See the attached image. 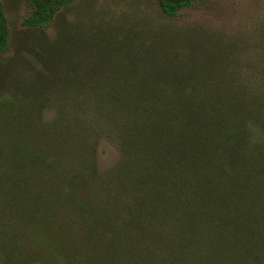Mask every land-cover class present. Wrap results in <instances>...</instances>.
<instances>
[{
    "label": "rangeland",
    "instance_id": "obj_1",
    "mask_svg": "<svg viewBox=\"0 0 264 264\" xmlns=\"http://www.w3.org/2000/svg\"><path fill=\"white\" fill-rule=\"evenodd\" d=\"M0 4V264H142V254L162 264L157 234L179 201L166 179L206 176L186 169L202 142L184 114H141L120 97L143 81L166 96L175 88L183 98L176 88L186 87L193 102L213 99L214 75L229 70L241 77L237 96L256 97L243 84L264 91V0H196L175 19L155 0H73L46 30L20 25L22 0ZM159 115L175 127L158 129ZM251 181V194L235 193L241 209L264 202V176ZM152 185L166 196L150 206Z\"/></svg>",
    "mask_w": 264,
    "mask_h": 264
},
{
    "label": "trees",
    "instance_id": "obj_2",
    "mask_svg": "<svg viewBox=\"0 0 264 264\" xmlns=\"http://www.w3.org/2000/svg\"><path fill=\"white\" fill-rule=\"evenodd\" d=\"M72 1L22 0L26 14L20 19V25L46 30L53 23L56 13ZM195 1L155 0V3L164 17L175 19L179 10ZM7 46L8 27L0 4V53ZM241 55L248 56L245 52ZM237 60L236 64L244 61L242 56L241 61ZM206 66L209 67L205 64L203 68ZM214 76L218 80L215 83L218 92L212 95L213 99L205 93H196L197 100L193 102L191 90H186V87L176 88V92H183V98L179 99L175 88L173 95L166 96L160 94L156 83L150 85L141 81L130 87L129 94L119 100L125 105H132L141 114L149 109L155 113L165 109L184 114L191 126L189 134L192 139L196 144L202 142L201 153L193 152L195 159L186 161V169L191 172L196 164L208 175L204 174L206 176L199 179L188 174V177L180 175L166 179L175 188V192L171 193L179 201L170 203L169 209L166 208L175 222L161 236L157 234L159 242L165 246V255L159 258L162 264H264V202H246L241 209V201L235 194L240 189V195L251 194L254 190L251 187L252 177L264 176V91L259 88V83L247 81L243 88L256 97H238L237 92L242 87L240 76L237 78L232 70ZM200 107H203L205 116L195 114L194 108ZM158 120V129L164 128V125L175 127L165 117L159 115ZM182 137L187 140V134H182ZM184 147L185 144L179 143L180 149ZM138 169L141 170L140 167ZM137 176L145 177L142 174ZM223 177L231 185L229 193L223 189ZM191 182L194 188L186 189ZM197 182L201 186L199 189L195 187ZM257 188L258 193H264V189ZM145 191L148 192L150 206L152 200L166 196L160 192V197L153 185ZM148 248L143 246L145 251ZM141 263L151 264L147 254H142Z\"/></svg>",
    "mask_w": 264,
    "mask_h": 264
}]
</instances>
